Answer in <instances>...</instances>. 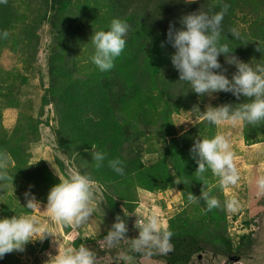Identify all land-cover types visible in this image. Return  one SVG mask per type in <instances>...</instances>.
I'll use <instances>...</instances> for the list:
<instances>
[{
  "label": "trees",
  "instance_id": "trees-1",
  "mask_svg": "<svg viewBox=\"0 0 264 264\" xmlns=\"http://www.w3.org/2000/svg\"><path fill=\"white\" fill-rule=\"evenodd\" d=\"M15 2L17 0L0 3V34L8 32L7 37L0 35V57L5 47L23 53V49L16 47L19 42L12 39L13 31L25 20ZM225 4L228 11L222 27L226 40L233 47L229 55L245 63L264 61V0H195L191 3L186 0H43L44 9L47 5L54 11L52 26L56 42L47 54L50 85L42 96V103L52 102L58 114V147L76 166L80 165L82 170L78 172L90 178L92 188H99L112 224L118 207L109 208V205L116 198L136 201L137 188L165 190L177 179L179 188L188 193L185 199L193 195L199 202L202 200L199 199L201 191L208 189L212 181L211 171L203 175L196 172L197 164L190 149L196 139L215 135V126L206 124L202 118L192 128L180 132L170 119V114L180 111L190 112L193 119L203 117L208 96H200L190 89V85L178 81L179 73L170 59L175 49L167 42V31L170 24L176 30L182 29L179 21L187 14L199 9L220 11ZM113 18H119L129 26L126 46L116 58L114 68L100 72L89 59L93 52L91 36L98 30H107ZM232 28L239 31V39L232 37ZM85 37H89L84 45L87 53L83 51L68 57L72 48L82 47ZM22 59H26L22 62L31 63L27 55ZM218 60L231 78L235 66L227 64L224 55ZM14 71L0 66V152L10 153L14 159V166L8 164L7 168L12 180L15 172H24L27 164L21 149L23 142L27 141L25 134L20 132L24 124L19 122L8 131L1 122V102L15 107L16 77L19 76L17 79L21 83L16 86L19 90L26 81L24 75ZM213 95L210 103L213 107L247 102V98L237 99L231 93ZM141 125L151 127L156 134L150 130L141 132ZM241 128L247 143L264 142V123L242 125ZM140 143H155V146L144 149ZM95 151L104 152L107 157L99 168L91 157ZM144 152L156 154L158 158L146 164ZM117 157L126 165L123 176L108 167V160ZM48 179L43 180L46 194L59 183ZM9 182L0 184L1 193ZM95 183L97 187H93ZM1 212L6 215L15 211L8 204L1 203ZM200 213L197 218L201 219L202 226L179 219L178 226L170 227L173 250L166 255L154 253L148 257L133 251L131 239L138 236V229L136 236L111 246L105 240L107 232H104L86 241L75 239L73 247L86 246L96 253V261L109 257L113 260L110 264H127L123 261L127 256L136 259L137 264H143L142 261L198 264L200 260L206 263L217 261L216 264H234L240 260L264 264V248L255 233L250 231L234 240L226 231L227 221L219 208L206 211L204 201V210ZM15 262L11 253L0 260V264Z\"/></svg>",
  "mask_w": 264,
  "mask_h": 264
},
{
  "label": "rangeland",
  "instance_id": "rangeland-1",
  "mask_svg": "<svg viewBox=\"0 0 264 264\" xmlns=\"http://www.w3.org/2000/svg\"><path fill=\"white\" fill-rule=\"evenodd\" d=\"M42 4L43 0H17L15 2V6L19 7V14L21 13L25 20L22 26L13 31L14 36H12V39L16 40L15 43L19 42L16 47L19 46L23 49L24 54L5 47L0 57V66L4 70L13 71L14 69V72H20V75L26 77V81L22 83L20 90L16 87L18 84L21 85L19 79H17L19 76L15 79L14 85L16 89L13 92L16 100L15 107H10L5 102H1V104L3 103L1 122L8 131H12L19 122L22 123L21 125L24 124V128L20 132L24 133L27 139L21 145L27 160L24 172H15V178L8 183L6 190L2 193L0 185V218H10L16 214H24L26 211L24 208V194L30 190L40 202L41 211L32 214L37 215L42 224H47L53 233V236L50 235L43 241L27 243L23 251H13L11 254L16 259V264H46L49 255L54 256L67 247H73L75 239L86 241L96 236L98 237V235L107 232L113 222V220L109 221L108 219L99 188H93L95 190L93 215L86 223L78 227L57 224L51 220L46 211L43 212L47 203L43 180L50 178L61 182L72 174L79 173L78 171L82 169H80V165L76 166L72 159L68 158L59 149L57 134L58 114H56V109H54L52 102L49 103L47 100L45 104L42 103V96L50 85L47 74L49 67L47 54L48 50L52 48V44L56 42V35L52 26L54 11L51 8L48 9L47 5L44 9ZM87 39L89 37H85L81 48H72L68 57H73L74 53L81 54L83 51L87 53L84 48ZM23 55L30 57L28 62L31 63L22 62V60H26L22 59ZM27 68L30 70L27 71ZM213 98L214 95L213 97H207L204 104L205 110ZM202 118L193 119L190 112L186 111L170 114V119L180 132L192 128ZM25 125H28V127ZM241 126L231 127L228 124L215 126L216 134L223 131L230 132L232 148L235 152V162L240 173V181L235 186L221 187L218 178L211 173L212 181L209 183L208 189L211 190V195L218 198L221 202L222 206L219 211L224 213L227 221L226 231L230 237L237 240L241 235L252 231L259 237L264 248V194L260 193L255 185L257 176L264 175V142L247 143L243 139ZM140 129L141 132H145L150 130L151 127L141 125ZM150 132L154 135L156 134L154 130H150ZM145 135L148 136V133H145ZM140 145L145 149L149 146H155V143H140ZM8 154L11 157L9 166H14V159L10 153ZM143 158L144 162L149 164L154 162L158 155L144 152ZM83 170L88 172L84 166ZM178 183L179 181L176 179L174 185L158 191H146L137 188L136 196H134L137 199L136 201L116 198V201L111 205L108 204L109 208L110 206L112 208L118 207L114 211V221L117 215L121 216L122 219H126L128 227L126 238L136 236V220L138 222L140 219L153 214L159 218L162 226L169 230H171L170 227L178 226L180 223L179 219H185L186 223L193 222L202 226L200 223L201 219L197 218V214H201L200 210H204V200L193 203L191 200L185 199L188 193L181 190ZM93 187H97L96 183ZM100 187L103 188L101 185ZM233 197L239 203V208L236 212H231L224 206ZM1 203L8 204L11 210L14 209V214L3 215ZM248 222V226L245 225ZM118 260L114 261L117 262ZM123 261L127 264L138 263L136 259L128 256ZM111 262L113 260L107 257L97 260L96 264H110ZM142 262L143 264H160L150 261ZM215 262L217 263V261ZM215 262L206 263L200 260L198 264H216ZM234 264L253 263L240 260Z\"/></svg>",
  "mask_w": 264,
  "mask_h": 264
},
{
  "label": "clouds",
  "instance_id": "clouds-1",
  "mask_svg": "<svg viewBox=\"0 0 264 264\" xmlns=\"http://www.w3.org/2000/svg\"><path fill=\"white\" fill-rule=\"evenodd\" d=\"M0 3H6V0H0ZM227 11V4L220 11L199 9L180 19L182 29L176 30L170 24L167 42L175 49L170 57L171 63L179 73L178 81L190 85V89L200 96L213 97L214 93L225 92L231 93L237 99L247 98V102L239 104L207 106L203 119L208 125L228 124L235 127L261 124L264 123V61L245 63L234 55H229L233 47L226 40L222 27ZM128 27L125 21L113 18L107 30H98L92 34L93 52L89 59L100 72L114 68L116 58L125 49ZM230 33L233 38H240L236 28H232ZM0 35L7 37L8 32L4 31ZM257 50L260 51L259 48ZM220 55H224L227 64L235 66L236 71L231 78L225 74L227 69L223 68L218 60ZM190 154L196 161V172L203 175L211 171L218 178L221 187L235 186L240 181L230 132L223 131L211 137L196 139ZM91 157L97 168L102 166L107 158L101 151L93 152ZM10 159L8 153L0 152V184L12 181V176L7 171ZM108 167L117 175H125L126 165L119 157L108 160ZM255 185L257 190L264 194V175L257 176ZM24 195V214L0 218V260L5 254L23 251L29 242L43 241L48 236H53L49 226L42 224L38 216L32 214L41 212L40 202L30 190ZM199 199L205 201L206 211L209 212L222 206L220 200L211 195L210 189L201 191ZM189 200L198 202L197 197L193 195L189 196ZM224 206L227 210L236 212L239 203L233 197ZM45 211L52 221L63 226L78 227L86 223L94 213V191L90 178L74 173L53 185L47 194L46 209L43 212ZM135 227L138 229V236L131 239L133 251L150 257L154 253L166 255L173 250V232L162 226L155 214L138 222L136 220ZM127 232L126 219L117 215L115 223L106 233L105 240L111 246L126 239ZM46 264H96V253L83 245L67 247L54 256L49 255Z\"/></svg>",
  "mask_w": 264,
  "mask_h": 264
}]
</instances>
